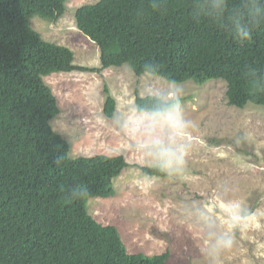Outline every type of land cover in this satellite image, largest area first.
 Instances as JSON below:
<instances>
[{
  "label": "trees",
  "instance_id": "trees-1",
  "mask_svg": "<svg viewBox=\"0 0 264 264\" xmlns=\"http://www.w3.org/2000/svg\"><path fill=\"white\" fill-rule=\"evenodd\" d=\"M67 0H0V264H165L169 253H130L112 224L87 209L114 194L122 155L71 157L53 130L57 100L43 76L128 64L177 84L222 79L229 105H264V0H97L74 11L100 50V67L73 63L70 48L41 37L30 19L57 21ZM254 6L260 9L253 15ZM243 18L251 39L233 35ZM171 99L168 101H172ZM163 102L136 96V108ZM108 95L104 113L112 116ZM149 175L164 176L155 166Z\"/></svg>",
  "mask_w": 264,
  "mask_h": 264
},
{
  "label": "rangeland",
  "instance_id": "rangeland-1",
  "mask_svg": "<svg viewBox=\"0 0 264 264\" xmlns=\"http://www.w3.org/2000/svg\"><path fill=\"white\" fill-rule=\"evenodd\" d=\"M97 0H67L55 22L39 16L31 26L44 40L70 48L73 63L100 67L96 43L76 26L74 11ZM59 107L50 120L69 143L71 157L122 155L128 165L113 179L114 194L91 197L88 212L118 229L130 253L168 252L165 264H264V105H229L222 79L203 84L171 83L145 72L136 75L128 64L95 72H53L43 76ZM176 92L185 120L176 143L186 163L179 173L149 175L154 166L138 148L132 123L136 96ZM108 95L115 100L107 116ZM247 210L239 221L233 204ZM227 235L231 244L210 252V244Z\"/></svg>",
  "mask_w": 264,
  "mask_h": 264
},
{
  "label": "clouds",
  "instance_id": "clouds-1",
  "mask_svg": "<svg viewBox=\"0 0 264 264\" xmlns=\"http://www.w3.org/2000/svg\"><path fill=\"white\" fill-rule=\"evenodd\" d=\"M226 0H219L218 6H223ZM260 9L254 6L250 9L253 15L258 14ZM234 37L239 41L251 39L252 30L243 18L237 20L233 30ZM162 96H173L175 100L154 104L149 107L138 108L132 123L139 136L138 148L142 153L151 158L154 166L167 175L179 173L184 167L185 152L182 145L176 143L182 130L190 127L189 121L185 120L184 112L179 103L180 97L176 92ZM237 209V218L242 221L247 210L242 209L240 203L232 205ZM231 244V238L227 235L216 239L215 243L210 244L209 251L215 252Z\"/></svg>",
  "mask_w": 264,
  "mask_h": 264
}]
</instances>
